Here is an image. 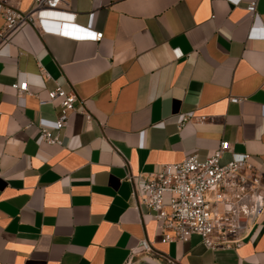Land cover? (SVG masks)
<instances>
[{
    "label": "crops",
    "instance_id": "0c3cea01",
    "mask_svg": "<svg viewBox=\"0 0 264 264\" xmlns=\"http://www.w3.org/2000/svg\"><path fill=\"white\" fill-rule=\"evenodd\" d=\"M66 1L46 15L101 30L99 40L27 26L0 49V264H264V212L236 249L206 248L198 235L163 242L127 178L193 149L204 159L222 139L264 169V38L249 36L264 26V0L257 20L248 0ZM19 79L40 97L56 81L73 88L91 121L81 130L74 111L63 144L38 141V123L51 125L59 107L15 95Z\"/></svg>",
    "mask_w": 264,
    "mask_h": 264
},
{
    "label": "built area",
    "instance_id": "2783aa9c",
    "mask_svg": "<svg viewBox=\"0 0 264 264\" xmlns=\"http://www.w3.org/2000/svg\"><path fill=\"white\" fill-rule=\"evenodd\" d=\"M62 4L69 6L66 0H33L30 7L20 10L11 0H0L3 19L0 49L12 43L14 36L27 26H34L40 33H55L74 39L99 40L102 37L101 30L85 29L46 15ZM245 8L258 19L256 0H248ZM249 36L264 38V26L256 21ZM40 73L50 77L42 65ZM8 87L15 95L32 94L41 104L52 103L59 107L51 125L38 123V141L63 144L62 131L70 126V114L74 111L81 115V130L91 121L89 111L76 110V91L65 89L58 81L47 90L45 97L32 91L25 79L15 80ZM229 98L234 102L241 101L240 97ZM189 119V115L182 113L178 128L181 129ZM33 123L29 121L26 127ZM225 151H230L231 157L222 162L220 159ZM263 176V164L257 162L252 153L233 151L230 142L224 139L211 148L204 159H200L193 149L187 151L180 161L163 163L156 171L127 173L131 181V199L137 206L146 207L147 214L160 230L161 241H187L192 235H198L203 245L213 250L240 247L260 223L264 212ZM151 246L150 241H142L138 249H150Z\"/></svg>",
    "mask_w": 264,
    "mask_h": 264
}]
</instances>
